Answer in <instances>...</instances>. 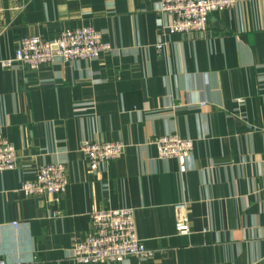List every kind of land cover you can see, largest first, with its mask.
Wrapping results in <instances>:
<instances>
[{
  "label": "crops",
  "instance_id": "1",
  "mask_svg": "<svg viewBox=\"0 0 264 264\" xmlns=\"http://www.w3.org/2000/svg\"><path fill=\"white\" fill-rule=\"evenodd\" d=\"M159 7L0 0V59L23 37L52 40L82 26L111 46L37 70L0 66V134L17 154L16 167L0 172V258L8 264H81L72 246L92 231L90 214L120 207L133 209L152 256L97 264H264V0H236L188 34H169ZM167 134L193 141L184 171L157 156L151 141ZM116 140L124 152L90 171L80 145ZM54 163L65 166L62 194L19 191ZM179 201L186 234L175 231Z\"/></svg>",
  "mask_w": 264,
  "mask_h": 264
},
{
  "label": "built area",
  "instance_id": "2",
  "mask_svg": "<svg viewBox=\"0 0 264 264\" xmlns=\"http://www.w3.org/2000/svg\"><path fill=\"white\" fill-rule=\"evenodd\" d=\"M160 11L170 17L165 25L169 34H188L203 32L207 28L208 14L233 6L236 0H159ZM163 44L155 46L157 53ZM111 49L102 39L100 31L90 26L65 28L52 40L39 36H27L19 40L12 56L0 59V66L9 69L21 65L37 70L51 64L56 59L65 61L89 60ZM241 101V100H239ZM160 159L175 158L179 169L185 170V160L190 154L193 141L177 134H167L151 141ZM126 147L121 140L85 141L80 150L87 159L88 169L96 172L102 165L120 156ZM17 154L13 145L0 134V172L16 167ZM65 166L61 163L40 166L35 178L24 181L19 191L24 196L62 194L67 186ZM176 212L175 231L179 234L189 232L185 215L186 202L173 204ZM56 211L55 213H57ZM92 231L72 246V259L81 264L101 262H122L128 258L147 260L152 251L144 245L136 232L134 211L130 207L102 208L90 214ZM0 264H8L0 258Z\"/></svg>",
  "mask_w": 264,
  "mask_h": 264
}]
</instances>
